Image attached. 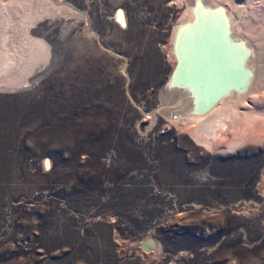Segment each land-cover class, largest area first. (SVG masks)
Masks as SVG:
<instances>
[{
	"label": "rangeland",
	"instance_id": "obj_1",
	"mask_svg": "<svg viewBox=\"0 0 264 264\" xmlns=\"http://www.w3.org/2000/svg\"><path fill=\"white\" fill-rule=\"evenodd\" d=\"M188 1L48 0L23 24L47 48L0 87V264H264V141L214 152L165 114Z\"/></svg>",
	"mask_w": 264,
	"mask_h": 264
},
{
	"label": "bare ground",
	"instance_id": "obj_2",
	"mask_svg": "<svg viewBox=\"0 0 264 264\" xmlns=\"http://www.w3.org/2000/svg\"><path fill=\"white\" fill-rule=\"evenodd\" d=\"M47 1L0 0L3 91L28 86L22 70L29 72L35 67L47 48L33 40L30 49L23 48L21 42L22 46L17 44L23 24L30 21L32 25L40 12L45 14ZM188 7L170 46L177 64L163 94L173 99L165 107V114L178 127L182 123L195 144L214 152L223 148L234 152L252 140L263 143L262 136L253 139L251 135L264 131V73L259 69V77L254 79L253 51L254 47L264 51V28H257L259 23L251 16L258 13L259 6L255 0H189ZM246 12L250 13L248 17L243 15ZM119 17L124 19L122 11ZM240 62L244 71L235 66ZM145 245L150 250L153 243Z\"/></svg>",
	"mask_w": 264,
	"mask_h": 264
},
{
	"label": "snow or ice",
	"instance_id": "obj_3",
	"mask_svg": "<svg viewBox=\"0 0 264 264\" xmlns=\"http://www.w3.org/2000/svg\"><path fill=\"white\" fill-rule=\"evenodd\" d=\"M45 164H46V166H48V162L47 161H45Z\"/></svg>",
	"mask_w": 264,
	"mask_h": 264
}]
</instances>
